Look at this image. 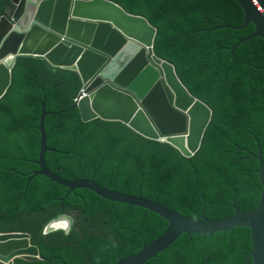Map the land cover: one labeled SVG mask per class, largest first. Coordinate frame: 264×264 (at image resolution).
<instances>
[{"label":"trees","instance_id":"obj_1","mask_svg":"<svg viewBox=\"0 0 264 264\" xmlns=\"http://www.w3.org/2000/svg\"><path fill=\"white\" fill-rule=\"evenodd\" d=\"M91 1V0H83ZM144 18L155 30L154 56L174 69L186 91L212 113L199 152L182 158L168 145L147 141L119 123L81 120L74 100L82 83L76 72L43 58L20 57L0 100V233L21 232L43 261L15 264H115L140 252L166 229L143 210L68 190L39 170L42 105L48 169L67 182L94 181L119 195L156 201L166 210L199 221L241 213L260 187L258 141L264 162V43L238 41L253 34L239 28L235 0H108ZM11 0H0V21ZM235 201V202H234ZM257 207V206H256ZM256 207L255 210L257 209ZM254 210V211H255ZM253 212V211H252ZM72 218L68 234L45 229ZM249 230L213 236L182 235L147 264H252Z\"/></svg>","mask_w":264,"mask_h":264},{"label":"water","instance_id":"obj_2","mask_svg":"<svg viewBox=\"0 0 264 264\" xmlns=\"http://www.w3.org/2000/svg\"><path fill=\"white\" fill-rule=\"evenodd\" d=\"M243 12L242 31L248 26L254 32L240 40L231 54L242 44L259 39L264 43V0H235ZM0 100L11 85V73L20 57L45 59L52 67L76 72L82 89L75 108L84 123L100 119L119 123L137 136L165 144L184 159L193 158L200 150L212 113L193 98L177 79L171 65L153 54L155 30L138 16L125 13L108 0H11L7 15L0 21ZM42 105L40 119L39 170L28 179L42 176L74 193L88 191L111 204L148 212L167 224L164 233L140 252L115 264H147L169 249L182 235L213 236L249 230L252 250L246 262L264 264V162L260 154L251 155L259 163L262 194L255 211L231 218L209 221L204 214L199 221L166 210L156 201L119 195L96 185L94 181L67 182L51 172L45 162L46 146ZM66 221L67 217L52 222ZM51 223V224H52ZM50 224V225H51ZM49 227V226H48ZM49 235L55 232H48ZM62 232V231H61ZM18 259L43 261L31 245L27 233H0V264H15Z\"/></svg>","mask_w":264,"mask_h":264},{"label":"flooded vegetation","instance_id":"obj_3","mask_svg":"<svg viewBox=\"0 0 264 264\" xmlns=\"http://www.w3.org/2000/svg\"><path fill=\"white\" fill-rule=\"evenodd\" d=\"M260 187H261V185H260ZM261 194H262V187H261V189L260 188H258V187H254V188H252V200L251 201H249V202H245V205H244V207H243V209L246 211V212H252V211H254L255 210V208L254 207H258V204H259V201H260V198H261ZM235 202V201H234ZM256 207V208H257ZM239 210V212L241 213V209L240 208H237L236 206H235V203H234V213H235V210ZM172 212V211H171ZM243 214L245 213V212H242ZM203 214V213H202ZM234 215V214H233ZM202 216V215H201ZM231 218V217H230ZM224 219H226V218H224ZM72 218L70 219V218H68V221L70 222V225H72ZM72 227V226H71ZM166 228H167V224H166Z\"/></svg>","mask_w":264,"mask_h":264},{"label":"bare ground","instance_id":"obj_4","mask_svg":"<svg viewBox=\"0 0 264 264\" xmlns=\"http://www.w3.org/2000/svg\"><path fill=\"white\" fill-rule=\"evenodd\" d=\"M7 27H3L2 30L0 31V39L1 37L7 32ZM69 226L68 223L66 221H61V222H55L52 223L51 225H49L48 227V232H58V231H62V232H66L68 230Z\"/></svg>","mask_w":264,"mask_h":264},{"label":"built area","instance_id":"obj_5","mask_svg":"<svg viewBox=\"0 0 264 264\" xmlns=\"http://www.w3.org/2000/svg\"><path fill=\"white\" fill-rule=\"evenodd\" d=\"M80 98L79 96L74 100L75 104H77L79 102Z\"/></svg>","mask_w":264,"mask_h":264}]
</instances>
